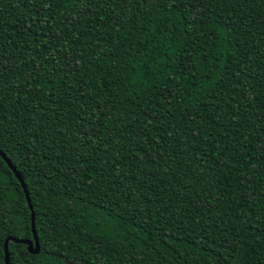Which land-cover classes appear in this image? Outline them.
I'll return each instance as SVG.
<instances>
[{"label": "trees", "instance_id": "1", "mask_svg": "<svg viewBox=\"0 0 264 264\" xmlns=\"http://www.w3.org/2000/svg\"><path fill=\"white\" fill-rule=\"evenodd\" d=\"M0 264H264V0H0Z\"/></svg>", "mask_w": 264, "mask_h": 264}, {"label": "water", "instance_id": "2", "mask_svg": "<svg viewBox=\"0 0 264 264\" xmlns=\"http://www.w3.org/2000/svg\"><path fill=\"white\" fill-rule=\"evenodd\" d=\"M0 157L4 160V162L7 164V166L10 168V170L13 172L14 176L17 178L18 182L21 185V188L23 190V194L25 197V200L27 202V206L30 210V226H31V231H32V240L29 239H17V238H12V240L26 244L27 249L31 252V253H36L38 251V241H37V237H36V233L34 230V216H33V212H32V207L30 204V200L27 194V190L25 188V185L21 179V176L19 175V173L14 169V167L11 165V163L9 162V160L5 157V155L0 151ZM7 240L8 238L4 239L3 242V251H4V255H3V261L4 264H7Z\"/></svg>", "mask_w": 264, "mask_h": 264}]
</instances>
